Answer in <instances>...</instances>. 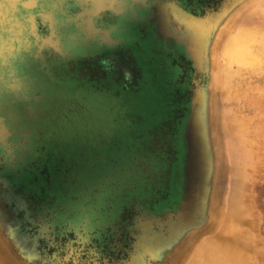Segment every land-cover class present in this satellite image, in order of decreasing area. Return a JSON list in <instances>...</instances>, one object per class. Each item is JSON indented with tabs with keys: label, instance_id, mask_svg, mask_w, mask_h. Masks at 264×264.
Listing matches in <instances>:
<instances>
[{
	"label": "rangeland",
	"instance_id": "obj_1",
	"mask_svg": "<svg viewBox=\"0 0 264 264\" xmlns=\"http://www.w3.org/2000/svg\"><path fill=\"white\" fill-rule=\"evenodd\" d=\"M15 3L0 264H264V0Z\"/></svg>",
	"mask_w": 264,
	"mask_h": 264
},
{
	"label": "bare ground",
	"instance_id": "obj_2",
	"mask_svg": "<svg viewBox=\"0 0 264 264\" xmlns=\"http://www.w3.org/2000/svg\"><path fill=\"white\" fill-rule=\"evenodd\" d=\"M255 25V24H254ZM250 26H251V24H250V22H243V21H238V22H236L235 24H234V27H233V29H232V31H230L228 34H227V36L225 37V41H228L229 42V44H228V46L231 44V46L232 47H234V48H236V50L237 49H240V54L241 55H244L245 53H246V51H247V49H246V47L245 46H243L242 44H241V42H242V35H243V33L245 32V33H247L246 35H244L243 36V41H245L247 38H249V33H250V31H248L247 29L248 28H250ZM260 28H262V27H258L257 29L259 30ZM254 31V30H253ZM264 31V30H263ZM236 42V43H235ZM57 43V42H56ZM225 45V44H224ZM226 46V45H225ZM230 46V47H231ZM232 49V48H231ZM228 50H229V48H228ZM227 50V51H228ZM246 50V51H245ZM234 53H235V51H234ZM238 53V52H237ZM236 53V54H237ZM235 55V54H234ZM233 57V56H232ZM236 57V56H235ZM238 58H240V57H237V59ZM236 60V59H235ZM228 129V128H227ZM232 141V140H231ZM230 145H233V144H230ZM235 146V145H234ZM224 245H221V246H219L218 247V252L217 253H222V254H225V253H227V250H226V248L225 247H223ZM212 261H213V263L214 264H228V263H226V262H223L222 260H221V257H219L218 255L217 256H214V258L212 259ZM194 264H196V263H194ZM198 264V263H197ZM231 264V263H230Z\"/></svg>",
	"mask_w": 264,
	"mask_h": 264
},
{
	"label": "clouds",
	"instance_id": "obj_3",
	"mask_svg": "<svg viewBox=\"0 0 264 264\" xmlns=\"http://www.w3.org/2000/svg\"><path fill=\"white\" fill-rule=\"evenodd\" d=\"M27 8L26 5L15 3L14 5L8 6V15L12 18L14 22H18L19 26L24 28L30 13H28L25 9ZM17 30L21 31V27H17ZM6 31L5 29H0V34ZM22 40L26 39V36L21 35L20 37Z\"/></svg>",
	"mask_w": 264,
	"mask_h": 264
},
{
	"label": "snow or ice",
	"instance_id": "obj_4",
	"mask_svg": "<svg viewBox=\"0 0 264 264\" xmlns=\"http://www.w3.org/2000/svg\"><path fill=\"white\" fill-rule=\"evenodd\" d=\"M36 0H27L26 6L32 7L35 5Z\"/></svg>",
	"mask_w": 264,
	"mask_h": 264
}]
</instances>
